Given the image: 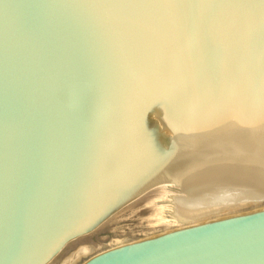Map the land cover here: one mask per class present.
<instances>
[{
    "label": "water",
    "instance_id": "water-1",
    "mask_svg": "<svg viewBox=\"0 0 264 264\" xmlns=\"http://www.w3.org/2000/svg\"><path fill=\"white\" fill-rule=\"evenodd\" d=\"M262 3L0 0V264L159 185L179 223L264 200ZM86 264H264V210Z\"/></svg>",
    "mask_w": 264,
    "mask_h": 264
},
{
    "label": "rangeland",
    "instance_id": "rangeland-1",
    "mask_svg": "<svg viewBox=\"0 0 264 264\" xmlns=\"http://www.w3.org/2000/svg\"><path fill=\"white\" fill-rule=\"evenodd\" d=\"M179 195L180 193L172 188L165 191L159 187L148 190L120 208L93 232L68 243L48 264H86L100 254L124 246L178 230L264 210V200H260L179 223L172 216L174 207L172 200Z\"/></svg>",
    "mask_w": 264,
    "mask_h": 264
},
{
    "label": "snow or ice",
    "instance_id": "snow-or-ice-1",
    "mask_svg": "<svg viewBox=\"0 0 264 264\" xmlns=\"http://www.w3.org/2000/svg\"><path fill=\"white\" fill-rule=\"evenodd\" d=\"M261 20H262V29H261V37H260V50L264 53V3L261 4ZM264 74V73H262Z\"/></svg>",
    "mask_w": 264,
    "mask_h": 264
},
{
    "label": "bare ground",
    "instance_id": "bare-ground-1",
    "mask_svg": "<svg viewBox=\"0 0 264 264\" xmlns=\"http://www.w3.org/2000/svg\"><path fill=\"white\" fill-rule=\"evenodd\" d=\"M157 187L161 188L162 191H165V190H167L168 188H170L167 184H166V185H159V186H156V187H154V188H157ZM151 189H153V188H151ZM169 191H170V190H169ZM178 197H186V195L180 193V195H179ZM155 214H156V213H155ZM157 215H158V214H157ZM158 216H159V215H158ZM161 218H162V217H161Z\"/></svg>",
    "mask_w": 264,
    "mask_h": 264
}]
</instances>
